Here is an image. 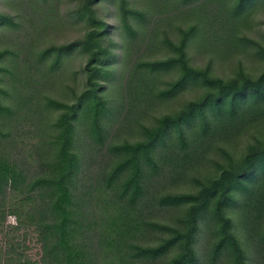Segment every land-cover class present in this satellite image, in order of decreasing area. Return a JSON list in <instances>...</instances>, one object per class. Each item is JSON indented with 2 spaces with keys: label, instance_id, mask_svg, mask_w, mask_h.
Listing matches in <instances>:
<instances>
[{
  "label": "rangeland",
  "instance_id": "rangeland-1",
  "mask_svg": "<svg viewBox=\"0 0 264 264\" xmlns=\"http://www.w3.org/2000/svg\"><path fill=\"white\" fill-rule=\"evenodd\" d=\"M0 16V100L11 109L0 114V158L32 177L46 174L56 157L62 110L50 100L72 105L89 87L90 52L78 47L55 62L56 54L45 50L85 41L101 22L106 24L100 40L115 59L102 66L100 94L109 108L105 141L90 133V116L77 122L76 131L80 165L74 192L84 226L79 242L85 240L97 264H120L122 256L132 261L130 243H160L166 235L146 230L145 220L175 226L186 211V205L160 208V197L197 193L223 167H239L253 147L264 145V98H249L233 115L208 111V125L198 117L185 126L184 136L172 130L145 162L143 194L135 204L122 190L124 180L112 187L107 183L119 161L114 144L143 140L144 128H154L212 90L199 82L171 90L180 68L150 71L146 64L174 57L182 47L188 64L208 69L211 77L226 83L257 80L264 73V0L243 10L238 0H0ZM234 193L238 203L226 211L234 234L248 264H264V171L248 189ZM25 198L21 190L6 193L0 205V249H5L0 264L41 261L34 227H9L17 225L15 205L29 204ZM125 221L128 241L115 246L117 227H125ZM214 232L213 225H203L196 241L204 264L216 242ZM173 255L145 264H164ZM229 263L223 255L216 262Z\"/></svg>",
  "mask_w": 264,
  "mask_h": 264
},
{
  "label": "trees",
  "instance_id": "trees-1",
  "mask_svg": "<svg viewBox=\"0 0 264 264\" xmlns=\"http://www.w3.org/2000/svg\"><path fill=\"white\" fill-rule=\"evenodd\" d=\"M252 1L254 0H238L239 10H243ZM2 18L4 17L0 16V24L4 23ZM100 24L101 28L92 30L85 41L53 46L45 50L47 54H56L55 62L78 47L90 52L86 65L89 87L79 96L78 101L67 105L50 100V105L60 107L62 112L57 121L59 133L55 140L56 157L49 171L39 177H32L18 164L0 158V205L6 193H19L21 190L25 194V200H28L29 204L23 208L15 205L19 213L17 225L9 227L14 230H19L26 224L34 227L42 251L39 264H97L92 253L87 252L88 244L85 240L84 243L79 242L84 234V226L74 187L80 165L76 141L77 122L84 116H90L92 122L89 127L93 137L99 142H104L106 136L103 120L109 108L100 94L103 88L102 66L113 62L115 58L111 55L109 47L100 40L107 33L106 24ZM185 56L183 48L180 47L176 56L146 65L151 68L150 71L180 68L181 76L172 84L171 90L176 91L189 82L202 83L212 90L200 101L192 102L179 113L164 116L154 128H144L143 140L112 146L113 152L119 156V161L108 173V186L112 187L119 179L124 180L122 190L130 193L132 204L140 200L143 194L145 162L154 158L155 152L166 143L172 130H175L177 135L184 136L185 126L198 117L204 126L208 125V111L233 115L238 106L247 99L264 98V73L257 80L246 78L240 82L226 83L222 79L211 77L208 69L189 65ZM6 112H11V109L0 100V114ZM263 171L264 145L253 147L239 167H223L217 177L201 183L197 193H168L160 197L156 203L160 208L186 205L185 215L175 226L145 220L143 224L146 230L165 234L166 237L157 245L130 243L128 251L133 260L127 261L125 256H122L119 263L145 264L174 253L164 264H204L196 252V241L201 227L211 224L215 227L216 242L208 260L204 259V262L216 264L223 255L230 260L229 264H248L245 250L234 234L232 219L226 211L238 203L234 192L248 189L249 184ZM22 213L25 216H22ZM121 224L125 227H117L119 237L114 243L119 247L128 241L125 236L129 234L126 232V221ZM4 250L0 249V262ZM17 260H22V257L18 256Z\"/></svg>",
  "mask_w": 264,
  "mask_h": 264
}]
</instances>
